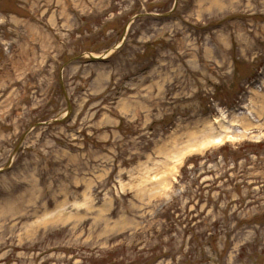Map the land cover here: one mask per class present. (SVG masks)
<instances>
[{"label": "rangeland", "instance_id": "1", "mask_svg": "<svg viewBox=\"0 0 264 264\" xmlns=\"http://www.w3.org/2000/svg\"><path fill=\"white\" fill-rule=\"evenodd\" d=\"M0 264H264V0H0Z\"/></svg>", "mask_w": 264, "mask_h": 264}]
</instances>
